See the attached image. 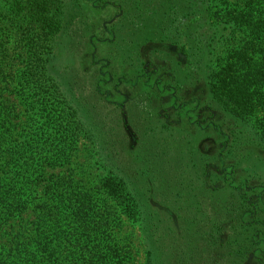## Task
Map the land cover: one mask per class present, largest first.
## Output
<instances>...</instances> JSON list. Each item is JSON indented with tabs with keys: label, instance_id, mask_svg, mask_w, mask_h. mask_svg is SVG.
Returning a JSON list of instances; mask_svg holds the SVG:
<instances>
[{
	"label": "trees",
	"instance_id": "16d2710c",
	"mask_svg": "<svg viewBox=\"0 0 264 264\" xmlns=\"http://www.w3.org/2000/svg\"><path fill=\"white\" fill-rule=\"evenodd\" d=\"M24 1V7L29 8V13L33 12L27 21L29 23L22 30V40L27 47L24 52L30 64L20 68L18 75H14L18 79L15 81V95L27 97L26 93H30V97L33 96L41 104L52 99L58 105L62 104L64 108L60 116L69 120L75 117L77 110L65 102L48 65L54 50L55 36L64 19L65 0ZM204 1L160 2L162 7L156 15L158 21L167 19L166 23H172L175 29L183 26L179 34L171 33L168 38L172 39L176 34L178 40L185 41L179 48L189 65L193 62L192 47L200 42L204 34L201 33L205 19V12L201 9ZM15 4L18 5L16 0L0 1V17L12 22L13 18L8 17L17 9ZM123 7L124 4L117 12H122ZM235 19L252 31L255 38L264 39V0H248L245 13ZM31 23H35V27ZM157 38L154 33H150L141 40L146 43ZM1 46L2 43L0 54L3 50ZM4 64V57L0 56V125L4 128L3 134H0V149L1 144L12 136L18 123L15 115L17 109L13 106L14 91L10 88L11 80L8 78L12 69H7ZM206 76V98L192 99L181 106L187 112L202 108V113L196 112L198 114L194 115L195 118L199 113L203 117L208 114L206 148L202 151L198 146L189 147L191 150L188 149V157L185 159L189 166H196L197 158L203 162L199 175L203 190L200 199L193 200V205L205 204V208L201 209L208 210V214L201 209L190 211L192 206L187 199L180 208L178 204L183 198L180 194L171 196L164 193L162 202L168 204L164 210L176 219L168 229L173 236L161 245L148 235L145 264H264V177L258 172L251 174L240 166L242 162L253 161L252 169L258 165L264 171V163L255 160L257 155L252 149V143L244 141L246 138L240 131L225 133L216 124L218 119L222 120L220 115L223 120L230 117L243 121L252 117L256 119L257 126L264 129V116L251 115L252 107H264V50L259 56L253 54L242 57L238 64L235 60L220 72H210ZM185 77L188 83L192 82L188 74ZM177 87L180 89L182 86L178 84ZM146 92L144 96L147 99L148 90ZM178 99L173 92L171 102L177 105L183 97ZM229 122L233 127L232 120ZM36 128L32 118L22 128L26 132L23 137L27 144L19 156L29 153L22 167L16 161L10 162L18 151L10 150L7 154L0 151V264H128L131 249L118 239L117 231L122 222L121 212L130 210V201L134 200L128 186V181L132 180L131 175L108 171L107 177L91 184L71 173L45 174V169L65 164L66 142L64 145H54L57 151L48 156L50 150L46 146L53 143H47L45 139L41 143L35 141L40 134ZM71 134L70 130L62 129L60 136L66 137L61 142L66 141ZM219 136L222 137L220 142ZM43 152L44 156L40 155ZM169 154L174 155V160L169 161L165 168L160 165L159 169L157 160L146 162L141 170L142 176H147L146 182L155 178L168 187L174 181H179L175 178L174 162H179L185 155L176 146L175 149L170 148V151L168 149L167 156ZM20 172H27L26 178L20 177ZM185 172L181 174V181L187 187L188 175H184ZM4 178L16 179V184H4ZM168 194L171 197L170 204L167 203ZM200 215L207 216L203 223L206 230L203 226H193L199 221ZM153 216L150 213L148 229H151L150 219ZM174 232L182 233L180 239L174 238ZM206 235L214 242L206 244ZM209 245L214 247L211 249L215 253L212 258L206 254L205 247Z\"/></svg>",
	"mask_w": 264,
	"mask_h": 264
},
{
	"label": "rangeland",
	"instance_id": "374dc122",
	"mask_svg": "<svg viewBox=\"0 0 264 264\" xmlns=\"http://www.w3.org/2000/svg\"><path fill=\"white\" fill-rule=\"evenodd\" d=\"M166 1L171 3L170 0H65L64 19L55 36L48 65L65 102L77 110L75 117L69 120L60 116L64 108L62 104L58 105L52 99L41 104L33 96L30 97V93H26L27 97L15 95V81L18 79L14 75L30 64L24 52L27 47L22 40V30L33 12L29 13V8L24 7V0H16L17 9L8 17L13 21L0 17V43L3 49L0 56L4 57V67L12 69L8 78L14 91L13 106L17 109L15 115L18 121L12 136L7 141L3 139L1 153L18 151L10 162L16 161L22 167L29 155L23 153L19 156L27 144L23 137L26 132L22 128L32 118L40 133L35 141L41 143L45 139L47 143H53L46 146L50 150L48 156L57 151L54 145H64L66 142L65 164L45 169V174L71 173L91 184L107 177L108 171L131 175L128 186L134 200L130 201V210L121 212V207L118 208L122 222L117 231L118 239L130 246L131 259L128 264L146 263L148 235L161 245L172 238L173 233L168 229L176 219L164 210L168 205L162 202L164 193L171 196L180 194L183 197L178 204L180 208L184 206L185 199L192 206L190 211L206 206L193 205V200L200 199L203 190L199 177L203 162L197 158L196 166H189L185 159L189 147L198 146L202 151L206 148L208 114L203 117L199 113L195 118L196 112L202 113V108L187 112L181 105L192 99L206 98L208 73H218L235 60L238 64L242 57L259 56L264 50V39L255 38L252 31L235 19L245 13L248 0H205L201 5L205 12L201 29L204 34L200 42L192 47L193 62L189 65L179 48L185 41L178 40L176 34L172 39L168 38L171 33L179 34L183 26L175 29V25L166 23L167 19L158 21L156 17L162 7L160 4ZM123 4V11L117 12ZM173 16L171 14V18ZM31 24L35 27V23ZM150 33L158 38L144 43L141 39ZM186 74L193 79L192 82H187ZM178 84L182 86L180 89ZM147 90L149 95L146 99ZM173 92L179 99L183 97L178 106L171 102ZM252 109L251 115L264 116V107L254 106ZM220 118L222 120L218 119L216 123L218 127L225 133L240 131L246 138L243 140L252 143L257 155L255 160L264 163V129L257 126L256 119L251 117L240 121L226 117L223 120L221 115ZM62 129L72 133L68 137L70 139L64 142L61 141L66 135L60 136ZM3 130L0 125V134H3ZM220 141L221 136L218 137ZM175 146L185 155L179 162H174L175 178L179 181H174L168 187L155 178L146 182L147 176L143 177L141 171L146 162L157 160L158 168L160 165L165 168L169 161L174 160L173 154L167 156L168 149H175ZM44 154L40 153L42 156ZM252 162H242L240 166L251 174L258 172L264 177L261 167L255 165L257 170L252 169ZM184 170V175H188L187 187L181 181ZM26 175L27 172L19 174L25 178ZM3 183L15 185L16 179L4 178ZM150 213L154 216L150 219L151 229H148ZM206 215H200L195 225L187 223L204 228ZM181 234L175 233L174 238L180 239ZM205 239L206 244L214 242L207 235ZM205 248L208 257L215 256L211 251L213 246Z\"/></svg>",
	"mask_w": 264,
	"mask_h": 264
}]
</instances>
